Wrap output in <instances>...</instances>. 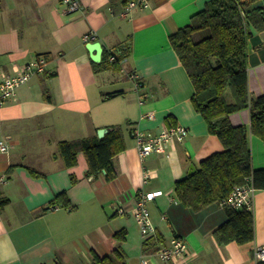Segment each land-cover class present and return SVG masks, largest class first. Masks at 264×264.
Returning <instances> with one entry per match:
<instances>
[{
    "label": "crops",
    "instance_id": "crops-1",
    "mask_svg": "<svg viewBox=\"0 0 264 264\" xmlns=\"http://www.w3.org/2000/svg\"><path fill=\"white\" fill-rule=\"evenodd\" d=\"M79 1L82 7L69 11L61 0H0V81L39 56L48 61L45 72L0 108V140L10 144L8 153L0 152V175L6 176L0 183V264H102L94 254L116 248L127 264H169L157 250L174 237L193 251L188 264H257L256 251L264 245V189L246 207L253 212L254 238L223 244L214 230L227 219L226 208L214 202L195 211L175 190L177 180L223 149L194 107L193 82L170 40L210 0H150L127 13L126 0ZM252 4L264 6V0ZM88 33L95 37L86 41ZM95 42L102 45L98 61L88 47ZM112 52L127 61H111ZM134 72L143 88L132 79ZM248 78L251 92L264 94V29L248 41ZM151 110L155 119L141 118ZM229 118L235 126L249 125L250 111ZM165 124L186 126L185 141L140 160L132 128L158 132ZM115 125L125 142L115 156V179L89 175L82 150L76 165H65L61 141ZM250 146L253 168H264L263 139L250 134ZM157 189L164 193L149 202L156 232L143 237L131 209L141 191ZM63 191L72 209L51 205Z\"/></svg>",
    "mask_w": 264,
    "mask_h": 264
},
{
    "label": "trees",
    "instance_id": "trees-1",
    "mask_svg": "<svg viewBox=\"0 0 264 264\" xmlns=\"http://www.w3.org/2000/svg\"><path fill=\"white\" fill-rule=\"evenodd\" d=\"M253 1L256 0H210L189 25L170 37L193 82L194 107L206 120L209 132L223 144L222 150L204 158L199 168L175 183L180 201L195 211L220 202L236 184L249 182L256 189H264V168H253L250 146V134L264 141V94H253L248 81V41L255 30L264 29V6L253 5ZM124 55L118 54V58ZM244 108L250 111L249 125H233L230 114ZM124 148L119 125L109 127L102 137L95 134L59 143L67 167L77 164L78 151L82 150L88 158V174L103 173L107 180L118 176L115 156ZM51 205L74 207L65 191L57 194ZM224 207L227 219L214 230L217 241L223 244L252 240L253 212L246 207ZM94 260L102 264H127L117 248L104 256L95 253Z\"/></svg>",
    "mask_w": 264,
    "mask_h": 264
},
{
    "label": "built area",
    "instance_id": "built-area-1",
    "mask_svg": "<svg viewBox=\"0 0 264 264\" xmlns=\"http://www.w3.org/2000/svg\"><path fill=\"white\" fill-rule=\"evenodd\" d=\"M67 5L69 11H75L82 7L79 0H61ZM150 0H126L124 12H130L136 7L145 8L149 5ZM95 37V33H88L84 36L87 41ZM128 57L126 55L118 58L117 52L110 54L111 61H119L125 63ZM47 58L39 56L38 58L15 68L12 73H3L0 81V108L4 104L7 97L15 96L17 89L27 83L35 74L46 71ZM136 86L143 88L144 85L137 73H131ZM142 119H155L154 111H148L142 114ZM131 135L136 142V148L140 160H144L151 154H163L168 148H173L177 142H184L188 136V128L181 124H165L163 128L154 132L150 129H142L139 126L132 128ZM10 144L6 139L0 140V152L8 153ZM149 171L145 172V177H149ZM6 181L5 175H0V183ZM257 189L249 182L244 184H236L229 194L224 197L219 203L222 206H231L236 209L243 207L250 208L252 204L253 195ZM164 193L163 190L141 191L138 194V199L131 209L135 221L140 229L143 237H147L156 232V226L152 220L149 202L155 200L158 196ZM121 213H125L124 208L120 209ZM159 258L168 261L169 264H188L193 258L194 253L189 248L185 240L181 237H174L170 244L162 245L157 250ZM256 258L258 261L264 262V245L260 246L256 251ZM142 264H149L146 260Z\"/></svg>",
    "mask_w": 264,
    "mask_h": 264
},
{
    "label": "water",
    "instance_id": "water-1",
    "mask_svg": "<svg viewBox=\"0 0 264 264\" xmlns=\"http://www.w3.org/2000/svg\"><path fill=\"white\" fill-rule=\"evenodd\" d=\"M89 49L94 52V55L92 56L94 60L98 61L101 58L102 54V45L100 42L91 43L89 46ZM107 129H101L99 130L98 134L99 136H103Z\"/></svg>",
    "mask_w": 264,
    "mask_h": 264
}]
</instances>
